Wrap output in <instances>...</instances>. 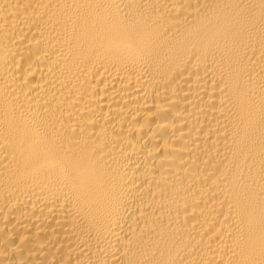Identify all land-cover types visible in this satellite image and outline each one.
Segmentation results:
<instances>
[{
  "label": "bare ground",
  "instance_id": "1",
  "mask_svg": "<svg viewBox=\"0 0 264 264\" xmlns=\"http://www.w3.org/2000/svg\"><path fill=\"white\" fill-rule=\"evenodd\" d=\"M0 264H264V0H0Z\"/></svg>",
  "mask_w": 264,
  "mask_h": 264
}]
</instances>
